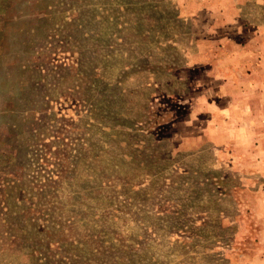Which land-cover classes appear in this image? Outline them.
<instances>
[{"label": "rangeland", "instance_id": "374dc122", "mask_svg": "<svg viewBox=\"0 0 264 264\" xmlns=\"http://www.w3.org/2000/svg\"><path fill=\"white\" fill-rule=\"evenodd\" d=\"M0 264H264V0H0Z\"/></svg>", "mask_w": 264, "mask_h": 264}]
</instances>
